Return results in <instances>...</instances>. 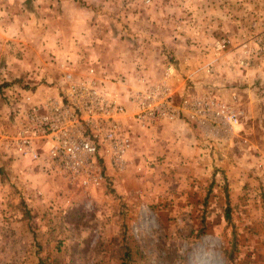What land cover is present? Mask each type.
Here are the masks:
<instances>
[{
    "label": "rangeland",
    "instance_id": "1",
    "mask_svg": "<svg viewBox=\"0 0 264 264\" xmlns=\"http://www.w3.org/2000/svg\"><path fill=\"white\" fill-rule=\"evenodd\" d=\"M263 29L264 0H0V132L11 129V98L54 90L60 63L155 80L190 54L193 81L179 67V82L169 78L177 94L224 89L243 124L230 142H204L205 157L192 150L194 128L135 129L124 170L105 166L96 188L0 151V264H264V56L250 54L246 69L236 58ZM220 37L239 55L204 76Z\"/></svg>",
    "mask_w": 264,
    "mask_h": 264
},
{
    "label": "built area",
    "instance_id": "2",
    "mask_svg": "<svg viewBox=\"0 0 264 264\" xmlns=\"http://www.w3.org/2000/svg\"><path fill=\"white\" fill-rule=\"evenodd\" d=\"M252 39V45H240L239 66L247 65L252 53L264 56V29ZM231 47L229 38L220 37L212 54L218 57ZM59 66L54 90L11 98V129L0 133V151L34 162L71 188L99 187L105 166L121 173L135 129L182 120L216 133L238 120L239 111L209 88L177 94L169 82L171 65L155 80L140 71L111 79L92 66L78 73Z\"/></svg>",
    "mask_w": 264,
    "mask_h": 264
},
{
    "label": "crops",
    "instance_id": "3",
    "mask_svg": "<svg viewBox=\"0 0 264 264\" xmlns=\"http://www.w3.org/2000/svg\"><path fill=\"white\" fill-rule=\"evenodd\" d=\"M227 38H229V37H227ZM229 40H230V42H232L231 38H229ZM239 52H240L239 49H236L235 46L232 45V47L229 48L226 52H223L218 57H214L213 54H212V49H210L209 52H208L209 60L205 64H203L202 67H201L204 76H208V75L213 73L214 69H218L219 68V66H217L218 63L222 59L226 58V56H228L227 54L235 53L236 56H238ZM189 56H191V54ZM189 56L182 57L178 61V63L168 62L167 64H164L160 75L163 73V71L165 70L167 65H171L172 70H173V72L175 74L174 77H172L173 80H176L177 82H179V77L177 76L178 67L180 68V71L185 70L187 72L186 76L189 77L192 80L193 77H194V73H195L196 69H191V67H192V65H191L192 64V59H190ZM79 57H80V55H79ZM228 57H230V56H228ZM236 58H238V57H236ZM246 66L247 65L239 66V67L243 68V69H246L247 68ZM58 67H59V70H60V66L59 65H58ZM207 67H210V69L212 70L211 73H207L206 72V68ZM189 68L191 70L188 71ZM224 70L225 69H223V71ZM180 88L181 87H179V89ZM179 89H178V94L179 93H187L188 91L192 90L189 87L186 88V90H183V91H182V89H180V91H179ZM197 91H200V90H197ZM214 91L226 104H228L231 108L235 109L236 96L234 94L225 95L224 94V92H225L224 89H223V91L221 89H217V91L216 90H214ZM239 115H240V112H239ZM193 128L196 131V133L198 134V137L200 135V138H199L200 140H199L198 144H197V139L194 138L195 136H194V133L192 132ZM146 130H148L149 132H152L155 137H157V135H160L162 130H166L168 133H169V131H172V132H175V134H182V132L186 133V134L187 133L189 134L190 133L189 131H191L193 133V139L190 141L191 144H193L192 150L196 149L194 154L197 155V156L199 154H201V157H205L206 155L203 154L204 150L199 148V147L205 146V143H207V142H208L207 144L210 143V145H213L214 143H215V145H220L219 143L230 142L234 136L240 135L241 131L243 130V124L240 121L239 116H238V120H237L236 123L224 124L222 126V128L219 129L218 132H216V133L207 132V129H200L196 125H193V124L189 125V123L187 124V123H185L182 120H174L172 122H162V121L161 122H157V123H154L152 125V127L150 126V128H148ZM0 133H2V132H0ZM181 137H182V135H181ZM10 160L12 161L11 163H13V162L14 163H20L18 161L27 162L29 165H31V167H32V168H30L31 170L40 172V169L38 168V166L34 162H30V161H27V160H18V159H15V158H10ZM219 162L221 163V162H224V161L223 160H221V161L219 160ZM225 163H222L223 165L220 168H222V169L225 168L227 166V163L226 164Z\"/></svg>",
    "mask_w": 264,
    "mask_h": 264
},
{
    "label": "trees",
    "instance_id": "4",
    "mask_svg": "<svg viewBox=\"0 0 264 264\" xmlns=\"http://www.w3.org/2000/svg\"><path fill=\"white\" fill-rule=\"evenodd\" d=\"M7 85H9V83H4L2 86H7ZM223 217L227 221L230 218V215H229V204H228V199H227L226 196H225V206L223 208ZM56 250H58V249H56ZM124 263H125L124 261H121L119 264H124ZM39 264H47V263L46 262H40V260H39Z\"/></svg>",
    "mask_w": 264,
    "mask_h": 264
}]
</instances>
